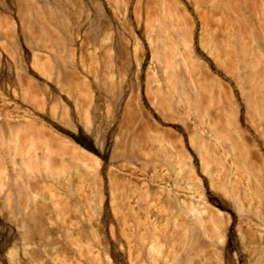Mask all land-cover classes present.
Instances as JSON below:
<instances>
[{
  "label": "rangeland",
  "instance_id": "1",
  "mask_svg": "<svg viewBox=\"0 0 264 264\" xmlns=\"http://www.w3.org/2000/svg\"><path fill=\"white\" fill-rule=\"evenodd\" d=\"M0 264H264V0H0Z\"/></svg>",
  "mask_w": 264,
  "mask_h": 264
},
{
  "label": "bare ground",
  "instance_id": "2",
  "mask_svg": "<svg viewBox=\"0 0 264 264\" xmlns=\"http://www.w3.org/2000/svg\"><path fill=\"white\" fill-rule=\"evenodd\" d=\"M52 119L54 121L58 120L55 117H52ZM60 124L64 125L67 128H73L74 127L71 122H66L65 124L64 123H60ZM37 127L41 131L42 130L45 131V127L43 125H38ZM45 138H47V140H53L56 143H58V146L59 147L61 146L64 149L63 151H66L67 155L69 157H71V159H75V160L81 161L83 159V157L86 155V152H87L86 150H84L83 148H81L80 146H78L77 144L72 142L71 139H69L65 135H63L61 133H58L57 131H53V132L52 131L51 132L47 131L46 134H45ZM184 187H186V186H184ZM181 188H182V186H181ZM176 194H177L178 197H182L184 199L185 198H192V199L197 198L198 199V197H199V195L197 196V195L194 194V191L193 192L190 191V190L187 191L186 189L185 190H181L180 189V191L177 192ZM189 228H191V227L189 226Z\"/></svg>",
  "mask_w": 264,
  "mask_h": 264
},
{
  "label": "trees",
  "instance_id": "3",
  "mask_svg": "<svg viewBox=\"0 0 264 264\" xmlns=\"http://www.w3.org/2000/svg\"><path fill=\"white\" fill-rule=\"evenodd\" d=\"M73 139H74L77 143H79V145H81L84 149H86V150L90 151L91 153L97 155V153L95 152V150H93L91 147H89V146L83 144L82 142H80L79 140H77L75 137H73Z\"/></svg>",
  "mask_w": 264,
  "mask_h": 264
},
{
  "label": "water",
  "instance_id": "4",
  "mask_svg": "<svg viewBox=\"0 0 264 264\" xmlns=\"http://www.w3.org/2000/svg\"><path fill=\"white\" fill-rule=\"evenodd\" d=\"M66 137H68L69 139H71L72 142H74L75 144H77L78 146H80L71 136L63 133ZM81 147V146H80ZM82 148V147H81Z\"/></svg>",
  "mask_w": 264,
  "mask_h": 264
}]
</instances>
